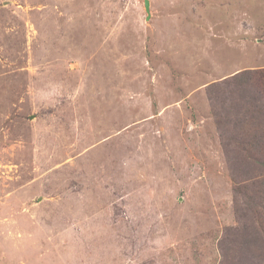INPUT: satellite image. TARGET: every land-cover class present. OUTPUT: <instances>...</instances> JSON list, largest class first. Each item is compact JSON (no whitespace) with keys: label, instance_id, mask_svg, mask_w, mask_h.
<instances>
[{"label":"rangeland","instance_id":"1","mask_svg":"<svg viewBox=\"0 0 264 264\" xmlns=\"http://www.w3.org/2000/svg\"><path fill=\"white\" fill-rule=\"evenodd\" d=\"M242 72L264 0H0V264H264Z\"/></svg>","mask_w":264,"mask_h":264},{"label":"trees","instance_id":"2","mask_svg":"<svg viewBox=\"0 0 264 264\" xmlns=\"http://www.w3.org/2000/svg\"><path fill=\"white\" fill-rule=\"evenodd\" d=\"M259 72H242L239 75L233 76L228 80L226 83L230 88L228 91L230 93V96L233 94L234 97H232L231 106L224 112L225 119L223 120L225 124L232 125L234 127H240L242 126L244 120H247V115H251L252 117H256V114L260 110H264V106L262 105V100L264 101V74L262 73L261 76H259L255 80V74ZM255 80V85H253V81ZM228 93V94H229ZM243 93V94H242ZM245 96L247 98H245ZM256 107H255V102ZM218 125H221V122L219 123V120L217 119ZM222 134H226L225 131ZM242 141V146L247 148L249 145V141L242 136H236L234 139V144L238 148L240 146V143ZM239 143V144H238ZM231 144V139L227 135H225V142L223 144L224 152L227 151V148ZM231 153V151H230ZM227 155V153H226ZM242 156V155H241ZM247 159V156H244ZM233 183H236L232 181ZM262 211L264 212V206H261ZM257 217L262 218L264 217V213L258 212L256 213ZM257 236H261V238L264 240V232L256 233Z\"/></svg>","mask_w":264,"mask_h":264},{"label":"water","instance_id":"3","mask_svg":"<svg viewBox=\"0 0 264 264\" xmlns=\"http://www.w3.org/2000/svg\"><path fill=\"white\" fill-rule=\"evenodd\" d=\"M145 8H146V12L148 13V2L147 1H145Z\"/></svg>","mask_w":264,"mask_h":264}]
</instances>
